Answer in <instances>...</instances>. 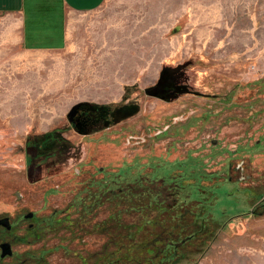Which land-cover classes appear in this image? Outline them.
I'll return each mask as SVG.
<instances>
[{"label": "rangeland", "instance_id": "rangeland-1", "mask_svg": "<svg viewBox=\"0 0 264 264\" xmlns=\"http://www.w3.org/2000/svg\"><path fill=\"white\" fill-rule=\"evenodd\" d=\"M68 21L47 51L0 29V208L38 216L6 264H264L260 195L229 174L264 169V0H105ZM78 104L104 107L89 136Z\"/></svg>", "mask_w": 264, "mask_h": 264}, {"label": "crops", "instance_id": "crops-1", "mask_svg": "<svg viewBox=\"0 0 264 264\" xmlns=\"http://www.w3.org/2000/svg\"><path fill=\"white\" fill-rule=\"evenodd\" d=\"M105 0H0V29L25 51L64 47L71 14L90 13Z\"/></svg>", "mask_w": 264, "mask_h": 264}, {"label": "flooded vegetation", "instance_id": "flooded-vegetation-1", "mask_svg": "<svg viewBox=\"0 0 264 264\" xmlns=\"http://www.w3.org/2000/svg\"><path fill=\"white\" fill-rule=\"evenodd\" d=\"M77 106L78 107L74 106L72 108V111L69 113V117H68L69 124L70 126H72V128H74L76 131H78L82 135L89 136L90 134L96 132L99 128L97 124L98 122H100V118L98 116L100 115L101 110L97 107H91L90 104H86V105L78 104ZM51 140L52 139H50V141ZM215 142H217V140L212 141V147L210 149H212L213 147H216ZM246 142H250V141L244 139L242 146H248ZM218 143L219 142H217V145ZM258 144L259 143L256 141L254 146ZM29 145H31L30 147H32V144H28L25 149V153L27 155V156L25 155L26 156L25 165L28 168H31L32 161L35 162L37 166H39L40 164H43L44 161H42L41 158L44 157L46 153H44V151H42L40 155L37 153V151L42 150L41 144L36 142L33 145L35 149L31 150L32 155L28 154V152L30 151L28 147ZM225 145H228V144H225ZM195 150H193V153H191V156L197 159V155H194V153L196 152ZM217 150H218L217 148H214V151H217ZM261 150H264V147H261ZM38 156L40 157L38 158ZM31 157H34V159H31ZM39 161L41 162L39 163ZM214 163L215 162L208 163V164L209 166H211ZM250 170L252 171V169H250V167L248 166V164L246 163L244 159H239V161L236 164H234L232 160V162L230 163L229 174L231 175L232 180L235 179L234 177H236L237 182L240 183V185H243V187L244 186L250 187L251 186L250 181L255 183L254 186L250 188H252L255 192L259 193L260 196L257 201L258 203L257 206L260 212H262L264 210V188H263L264 169H262V171L260 170L259 173H257L258 175L260 174L258 176L259 185L256 184V181H257L256 179L251 178ZM100 171H102V169H100ZM75 173L78 174L77 169H75ZM16 196H17V199L21 198L19 194H16ZM15 210L16 209H14L13 212H15ZM255 212H256V209L253 210L250 213V215L251 214L253 215ZM37 222H38V216L36 215L35 212H28L25 215H20V214L17 215L15 213L12 214V211H4L3 208H0V264H6L7 259H13V257L14 258L17 257L16 254L18 253L16 251V247L18 248L22 244L23 240L26 241L27 234L34 231L35 224ZM21 225L22 227L26 228L25 234L23 235L17 232V230L20 229Z\"/></svg>", "mask_w": 264, "mask_h": 264}, {"label": "trees", "instance_id": "trees-1", "mask_svg": "<svg viewBox=\"0 0 264 264\" xmlns=\"http://www.w3.org/2000/svg\"><path fill=\"white\" fill-rule=\"evenodd\" d=\"M79 105H86V104H79ZM90 106L91 107H97V106H93L91 104H90ZM76 107H78V106L76 105ZM97 108L103 109L104 107H97ZM175 187H177V186L175 185ZM134 190H135L134 188H132V189L130 188V191H128V199H131L130 200L131 203L133 202V198H137V195L138 196L142 195V198L144 197V192H145L144 190L145 189L143 190V187H142V190L140 192H138V193H134ZM118 193L120 194L121 192L119 191ZM134 204L135 203L130 204V207H128L129 208V210H128L129 213L128 214H135V213L139 214L140 212H143L142 209H145L144 205H140L142 209L141 208H134L133 207ZM120 250H119L120 252L118 253V254H120L119 256H123L124 258H128L127 259V264H139V263L146 264L147 263V260L144 259L142 252H133V251L127 250V251H124V253H125L124 254L122 252V249H120ZM138 253H141V254L137 255ZM100 256L102 258V261L100 260ZM112 256H113V254L110 255V253H108L107 255L105 254V256L104 255H99L98 259H96V257L94 258L95 260H94V262L92 264H110ZM116 261H117V264H125V263L122 262V259H118L117 258Z\"/></svg>", "mask_w": 264, "mask_h": 264}]
</instances>
